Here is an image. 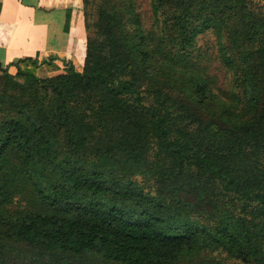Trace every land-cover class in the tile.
<instances>
[{
    "label": "trees",
    "instance_id": "trees-1",
    "mask_svg": "<svg viewBox=\"0 0 264 264\" xmlns=\"http://www.w3.org/2000/svg\"><path fill=\"white\" fill-rule=\"evenodd\" d=\"M149 1L83 0L82 71L0 65V264H264V0Z\"/></svg>",
    "mask_w": 264,
    "mask_h": 264
},
{
    "label": "crops",
    "instance_id": "crops-1",
    "mask_svg": "<svg viewBox=\"0 0 264 264\" xmlns=\"http://www.w3.org/2000/svg\"><path fill=\"white\" fill-rule=\"evenodd\" d=\"M67 17L70 25L66 29ZM86 54L83 0H0V65L10 66L21 58L42 62L54 57L62 74L72 64L82 71ZM11 73L16 72L10 67Z\"/></svg>",
    "mask_w": 264,
    "mask_h": 264
},
{
    "label": "rangeland",
    "instance_id": "rangeland-1",
    "mask_svg": "<svg viewBox=\"0 0 264 264\" xmlns=\"http://www.w3.org/2000/svg\"><path fill=\"white\" fill-rule=\"evenodd\" d=\"M137 4V9L141 12L145 23L150 24L151 20V6L149 0H135ZM264 4V1L261 2ZM97 6L95 2L92 4L91 10H94ZM215 37L211 33H205L198 36L196 40V45L194 46V55L197 54L199 50L202 52H207L214 54L216 56V51L213 49ZM208 262L219 261L221 264H254L246 258L236 259L229 258L228 255L223 251H218L208 255Z\"/></svg>",
    "mask_w": 264,
    "mask_h": 264
}]
</instances>
